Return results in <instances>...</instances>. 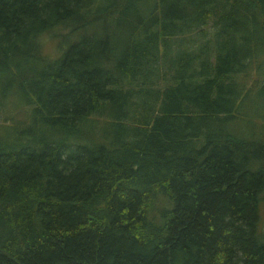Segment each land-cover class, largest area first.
<instances>
[{"label": "trees", "instance_id": "trees-1", "mask_svg": "<svg viewBox=\"0 0 264 264\" xmlns=\"http://www.w3.org/2000/svg\"><path fill=\"white\" fill-rule=\"evenodd\" d=\"M263 126L264 0H0V264H264Z\"/></svg>", "mask_w": 264, "mask_h": 264}, {"label": "rangeland", "instance_id": "rangeland-1", "mask_svg": "<svg viewBox=\"0 0 264 264\" xmlns=\"http://www.w3.org/2000/svg\"><path fill=\"white\" fill-rule=\"evenodd\" d=\"M75 38L76 37L74 36V34H71L69 32V28L65 27L64 31L61 33L59 39L56 41L57 48H58V46L60 48L66 47ZM49 42H54L50 35L47 36V38L45 40V45ZM43 49H44V46H43ZM52 50H54V49H52ZM50 55H52V54H50ZM242 127L243 128L245 127V129L247 130L246 125H242V122L240 124H238L234 121L230 123V128L232 130L235 129L238 133L246 134L247 132ZM250 127H254V126L250 125ZM263 128H264V126H263ZM3 134H6V131H4V130L0 131V138H3ZM258 230L264 231V200H260L259 204H258Z\"/></svg>", "mask_w": 264, "mask_h": 264}, {"label": "water", "instance_id": "water-1", "mask_svg": "<svg viewBox=\"0 0 264 264\" xmlns=\"http://www.w3.org/2000/svg\"><path fill=\"white\" fill-rule=\"evenodd\" d=\"M263 196H264V190H263Z\"/></svg>", "mask_w": 264, "mask_h": 264}]
</instances>
